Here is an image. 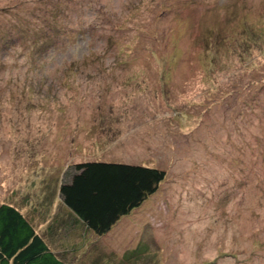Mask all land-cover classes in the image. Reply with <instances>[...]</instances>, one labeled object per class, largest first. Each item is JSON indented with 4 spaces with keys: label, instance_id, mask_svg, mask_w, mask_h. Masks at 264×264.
<instances>
[{
    "label": "rangeland",
    "instance_id": "1",
    "mask_svg": "<svg viewBox=\"0 0 264 264\" xmlns=\"http://www.w3.org/2000/svg\"><path fill=\"white\" fill-rule=\"evenodd\" d=\"M1 40L0 205L41 231L74 163L158 168L129 235L66 260L264 264V0H0Z\"/></svg>",
    "mask_w": 264,
    "mask_h": 264
},
{
    "label": "trees",
    "instance_id": "2",
    "mask_svg": "<svg viewBox=\"0 0 264 264\" xmlns=\"http://www.w3.org/2000/svg\"><path fill=\"white\" fill-rule=\"evenodd\" d=\"M39 34L32 39L37 46L33 57L54 46L52 41ZM212 34L215 36L211 32L210 37ZM0 43L4 42L1 40ZM5 54L7 52H2ZM69 170V181L61 183L58 189L64 207L62 213L55 212L51 220L42 222L41 231L15 206L0 205V264H71L63 253L71 250L76 253L78 248L73 247L78 246L72 243L76 229H82L88 235L106 234L120 216L142 206L166 177L165 171L158 168L105 160L74 163ZM58 225L66 231L62 233ZM47 236L52 238L50 244L45 239ZM89 244L94 248L85 264H112V258H104L102 248L94 245L92 240ZM134 253L129 251L116 264H143L141 257L135 259L137 254ZM92 260L94 263L90 262Z\"/></svg>",
    "mask_w": 264,
    "mask_h": 264
},
{
    "label": "crops",
    "instance_id": "3",
    "mask_svg": "<svg viewBox=\"0 0 264 264\" xmlns=\"http://www.w3.org/2000/svg\"><path fill=\"white\" fill-rule=\"evenodd\" d=\"M105 161H107V160H105ZM110 162H113V161H110ZM141 207V206H140ZM139 207V208H140ZM138 208V209H139ZM135 210H137V209H135ZM134 211V210H133ZM128 221V220H127ZM118 224V223H117ZM116 224V225H117ZM115 225V226H116ZM114 227V226H113ZM112 227V228H113ZM133 228V227H132ZM132 228H130V230L132 231ZM130 230H128V228L125 226V227H122L119 231H113V229H111L109 232H108V234H113L114 236V238H122L123 240L125 239V237L126 236H128L129 235V233H128V231H130ZM106 238H108V237H106ZM143 247H145L144 245H139V247L138 248H143ZM138 249H136V248H133V249H131V250H129V251H135V253L133 254V255H135L136 254V251H137ZM127 253H129L128 251H127ZM126 253V254H127ZM126 254L121 258V259H119V260H122V259H124L125 257H126ZM133 255H127V256H133ZM135 259H137V255L135 256Z\"/></svg>",
    "mask_w": 264,
    "mask_h": 264
}]
</instances>
